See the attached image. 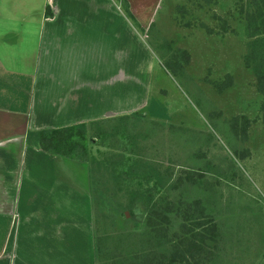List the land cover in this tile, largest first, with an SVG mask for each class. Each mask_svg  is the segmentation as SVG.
<instances>
[{
	"label": "rangeland",
	"instance_id": "374dc122",
	"mask_svg": "<svg viewBox=\"0 0 264 264\" xmlns=\"http://www.w3.org/2000/svg\"><path fill=\"white\" fill-rule=\"evenodd\" d=\"M154 1L152 22L145 33L141 30L155 64L149 107L87 129L97 192L95 228L109 232V241L98 251L104 258L99 264H113L125 247L145 242L139 217L131 218L127 211L125 189L136 190L135 174L151 170L160 175L161 192L181 212L198 200L214 218L220 231L214 264H264V98L243 63L251 0L149 3ZM176 50L186 52L189 60L185 63L176 52L174 63L181 69L175 72L169 62ZM13 64L8 58L3 66L11 69ZM226 75L232 87L219 94L210 82L220 83ZM242 116L251 122L245 138L232 129L233 119L238 124ZM130 170L132 175H126ZM199 173L203 178L198 182ZM180 222L179 214L169 233H176ZM167 249L169 245L160 246L157 253Z\"/></svg>",
	"mask_w": 264,
	"mask_h": 264
},
{
	"label": "crops",
	"instance_id": "0c3cea01",
	"mask_svg": "<svg viewBox=\"0 0 264 264\" xmlns=\"http://www.w3.org/2000/svg\"><path fill=\"white\" fill-rule=\"evenodd\" d=\"M1 1L0 264H98L89 165L26 136L144 113L156 2L125 0L138 33L112 0Z\"/></svg>",
	"mask_w": 264,
	"mask_h": 264
},
{
	"label": "trees",
	"instance_id": "16d2710c",
	"mask_svg": "<svg viewBox=\"0 0 264 264\" xmlns=\"http://www.w3.org/2000/svg\"><path fill=\"white\" fill-rule=\"evenodd\" d=\"M120 9L126 20L140 31V27L129 11V6L125 0H112ZM251 12L245 16V30L249 42L247 52L243 56L244 67L253 75L256 92L264 98V0H251ZM179 53L184 62L189 60L186 52L176 50L171 56V61H177L175 53ZM169 64V65H170ZM168 65V66H169ZM171 70L181 69L178 63L169 66ZM173 71V72H174ZM214 90L221 94L224 90L232 87V78L226 75L222 82H210ZM261 120L264 122V101L260 105ZM232 126L237 133L240 131L243 138L246 135V128L251 123L244 116L233 119ZM90 125H76L57 130H47L37 133H28L26 142L43 152L53 156H60L70 160L87 163L90 167L94 158L88 157L89 145L92 140L88 138V127ZM132 175L131 170L125 173ZM91 175V197L96 199L95 183ZM138 179L136 190L127 187L125 191L129 198V210L131 218L138 216L139 226L146 231L145 242H141L138 247H125L113 261V264H214L218 253V240L220 231L214 218L206 213V208L201 201H192L186 204V210L180 211L168 196L164 195L160 189V175L155 170L143 174H135ZM199 182L203 174L196 175ZM153 183L149 184L150 182ZM139 203V204H138ZM143 213L145 218L143 220ZM181 217V222L176 233H169L173 225V219ZM109 241V232L101 227L100 231L95 229V249L96 263L104 261L103 256L98 254ZM143 243V245H141ZM169 245L168 251L157 253L160 246Z\"/></svg>",
	"mask_w": 264,
	"mask_h": 264
}]
</instances>
